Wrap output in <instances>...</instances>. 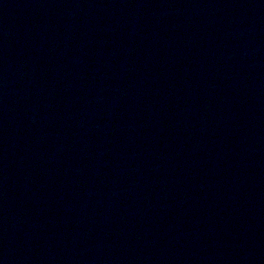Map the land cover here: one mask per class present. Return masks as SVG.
I'll return each mask as SVG.
<instances>
[{"label": "water", "instance_id": "obj_1", "mask_svg": "<svg viewBox=\"0 0 264 264\" xmlns=\"http://www.w3.org/2000/svg\"><path fill=\"white\" fill-rule=\"evenodd\" d=\"M0 264H264V0H0Z\"/></svg>", "mask_w": 264, "mask_h": 264}]
</instances>
